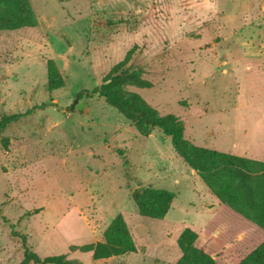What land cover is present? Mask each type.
I'll list each match as a JSON object with an SVG mask.
<instances>
[{
    "label": "rangeland",
    "instance_id": "374dc122",
    "mask_svg": "<svg viewBox=\"0 0 264 264\" xmlns=\"http://www.w3.org/2000/svg\"><path fill=\"white\" fill-rule=\"evenodd\" d=\"M27 1L38 25L0 31V117L45 106L0 130V264L20 263L21 234L41 258L67 254L71 264H178L179 234L206 225L217 199L160 127L141 136L103 97L78 93L132 49L130 70L153 85L129 89L176 115L186 139L261 149L264 0ZM49 59L65 76L53 91ZM149 185L175 193L163 219L139 213ZM118 215L136 252L93 260L70 250L101 240Z\"/></svg>",
    "mask_w": 264,
    "mask_h": 264
},
{
    "label": "trees",
    "instance_id": "16d2710c",
    "mask_svg": "<svg viewBox=\"0 0 264 264\" xmlns=\"http://www.w3.org/2000/svg\"><path fill=\"white\" fill-rule=\"evenodd\" d=\"M38 20L27 0H0V31L34 27ZM133 50L116 63L93 89H83L78 97L99 95L105 102L117 109L135 130L144 137L152 128L160 127L171 137L174 150L203 180L219 201L228 205L248 220L264 229V162L216 149L193 144L184 136V124L174 114H161L139 93L129 87L149 88L152 82L129 68ZM47 87L49 91L61 88L65 76L55 59L47 61ZM45 103L22 112L4 114L0 117V130L13 122L28 116ZM5 146L8 139H4ZM175 198L173 191L146 186L136 195L140 215L163 219ZM12 233L17 234L16 231ZM23 258L19 264H71L74 260L67 254L41 258L29 250L25 235H20ZM198 233L185 227L178 236L177 245L181 251L178 264H217L213 256L196 246ZM70 250L91 251L92 259H106L137 251L135 239L121 215L116 216L106 227L102 239L84 245H72ZM237 264H264V241L255 247Z\"/></svg>",
    "mask_w": 264,
    "mask_h": 264
},
{
    "label": "crops",
    "instance_id": "0c3cea01",
    "mask_svg": "<svg viewBox=\"0 0 264 264\" xmlns=\"http://www.w3.org/2000/svg\"><path fill=\"white\" fill-rule=\"evenodd\" d=\"M250 146L242 145L236 155L264 162V147ZM191 170L196 176L197 173ZM215 198V203L206 204L211 219L206 225L192 228L198 233L195 244L213 256L217 264H237L264 241V229Z\"/></svg>",
    "mask_w": 264,
    "mask_h": 264
}]
</instances>
